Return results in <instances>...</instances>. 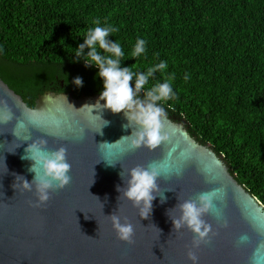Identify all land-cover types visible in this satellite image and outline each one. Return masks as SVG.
Listing matches in <instances>:
<instances>
[{
    "label": "water",
    "instance_id": "water-1",
    "mask_svg": "<svg viewBox=\"0 0 264 264\" xmlns=\"http://www.w3.org/2000/svg\"><path fill=\"white\" fill-rule=\"evenodd\" d=\"M98 97L46 90L31 107L0 77V102L17 119L34 122L28 131L18 129L16 136L15 119L0 124V264H192L190 250L199 264H264V204L230 172L225 155L197 141L187 121L166 110L167 141L156 148L115 144L131 129L122 127L127 123L123 112L93 108V115L108 121L97 132L103 121L87 105ZM34 140H46L48 150L65 147L71 165L70 182L51 190L40 207L29 203L36 200L34 188L13 187L16 175L33 179L28 171L32 162L21 157ZM166 162L178 165L182 174L157 179L167 200L160 203L157 196L150 216L141 218L138 208L117 191V185L125 186L120 173L126 179L127 170L136 165ZM217 187L224 190L221 207L227 225L206 214L203 218L212 225L210 241L193 247L194 234L186 226L173 229L169 215L179 216L180 203ZM113 213L132 223V243L118 239L109 218ZM241 236H247L243 243Z\"/></svg>",
    "mask_w": 264,
    "mask_h": 264
},
{
    "label": "trees",
    "instance_id": "trees-1",
    "mask_svg": "<svg viewBox=\"0 0 264 264\" xmlns=\"http://www.w3.org/2000/svg\"><path fill=\"white\" fill-rule=\"evenodd\" d=\"M96 20L126 54L146 40L123 62L133 71L167 62L146 87L169 79L164 110L264 204V0H0V77L31 107L46 90L100 94L97 69L72 53Z\"/></svg>",
    "mask_w": 264,
    "mask_h": 264
},
{
    "label": "clouds",
    "instance_id": "clouds-1",
    "mask_svg": "<svg viewBox=\"0 0 264 264\" xmlns=\"http://www.w3.org/2000/svg\"><path fill=\"white\" fill-rule=\"evenodd\" d=\"M117 31L118 28L112 25H101V22L96 20L95 26L89 28L83 36V42L73 48L72 53L75 58L82 59L85 67L97 69L95 75L101 79L103 85L96 103L87 106L91 114L93 108L101 111L109 109L112 113L123 112L127 123L122 127L125 130L131 129V134L122 136L115 144L127 141L130 148L140 146L156 148L169 139L164 125L166 113L162 105L172 100L175 97V92L169 79L152 84L150 87L146 86L149 85L154 73H164L168 64L162 60L145 71H133L134 63L129 66L124 65L123 62L129 58L136 60L146 55L147 42L143 38H137L132 50L126 54L118 40L109 39V36ZM72 83L81 87L83 79L76 76ZM142 91L143 97L140 95ZM101 101L103 104L100 103ZM92 116L103 121L97 131L100 132L102 127L108 124V121L102 119L100 115L92 114ZM14 119L16 120L13 130L15 136L18 134V129L28 131V126L34 124L31 120L29 123H25L23 120L17 119L7 104L0 102V124H8ZM52 122L57 126L60 124V121L55 118ZM81 131L83 132V130ZM27 140L29 139H25V141ZM115 144L103 143L100 145L111 147ZM66 152L67 150L63 146L55 150H48L46 140L40 142L34 140L25 148L21 159L32 162L28 171L34 173V176L29 182L24 176L16 175L13 187H18L22 191H32L34 188L36 200L29 201L32 206L40 207L48 201L51 190L63 188L70 182L71 165L67 161ZM105 161L108 165H115V163ZM123 172L120 173V176L125 186L117 185V191L138 208L139 217L147 218L152 212V202L157 196H159L160 203H165L167 200V197L158 188L157 179L173 173L179 176L182 174V169L178 165L166 162L163 164L152 163L147 167L136 165L127 170L126 179ZM223 199L224 190L217 187L198 194L196 199L184 200L178 206L179 216H170L168 212L173 229L179 231L185 226L190 229L194 234L193 247H199L202 242L208 243L212 225L203 217L211 213L219 225L226 226L227 220L221 207ZM109 218L118 239L132 243L134 227L128 218L123 217V222H121V217L114 213ZM246 240L247 236L239 238L240 243ZM188 258L192 264H199L198 257L191 250L188 252Z\"/></svg>",
    "mask_w": 264,
    "mask_h": 264
},
{
    "label": "flooded vegetation",
    "instance_id": "flooded-vegetation-1",
    "mask_svg": "<svg viewBox=\"0 0 264 264\" xmlns=\"http://www.w3.org/2000/svg\"><path fill=\"white\" fill-rule=\"evenodd\" d=\"M175 118V117H174Z\"/></svg>",
    "mask_w": 264,
    "mask_h": 264
}]
</instances>
